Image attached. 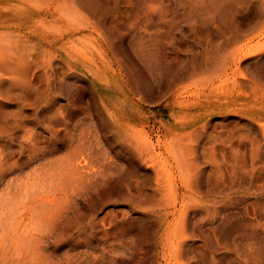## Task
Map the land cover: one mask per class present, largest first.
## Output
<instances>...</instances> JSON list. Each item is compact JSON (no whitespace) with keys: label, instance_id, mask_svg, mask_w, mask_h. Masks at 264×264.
Here are the masks:
<instances>
[{"label":"rangeland","instance_id":"374dc122","mask_svg":"<svg viewBox=\"0 0 264 264\" xmlns=\"http://www.w3.org/2000/svg\"><path fill=\"white\" fill-rule=\"evenodd\" d=\"M0 168L14 264H264V0H0Z\"/></svg>","mask_w":264,"mask_h":264},{"label":"bare ground","instance_id":"6f19581e","mask_svg":"<svg viewBox=\"0 0 264 264\" xmlns=\"http://www.w3.org/2000/svg\"><path fill=\"white\" fill-rule=\"evenodd\" d=\"M7 168H9V166H7ZM4 171H6L5 168H0V182H1L2 177L4 176ZM16 182L17 181H15L14 179L9 181V184H8L9 189H11L12 186L16 185ZM19 209L21 210L22 208L20 206L19 201L15 200V198L12 199L9 197V199H6L5 201H3L2 198H0V227L5 229L4 233H6V225H7L8 219L12 218L16 214V211H19ZM49 209L52 210L53 225L58 224L61 218V210H60L58 203L53 201L50 205H42L41 211L42 213H44ZM18 230L20 231V229ZM13 233L18 235L17 231H13ZM3 236L4 235H0V257L3 258V257L8 256L9 261L14 264V260H12L11 255H8L4 251L8 240L6 241V239ZM32 237L34 236H29V239H30L29 242H31ZM22 262L23 261H21V263Z\"/></svg>","mask_w":264,"mask_h":264}]
</instances>
